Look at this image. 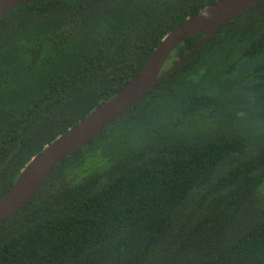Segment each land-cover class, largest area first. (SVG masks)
I'll list each match as a JSON object with an SVG mask.
<instances>
[{
	"label": "trees",
	"instance_id": "trees-1",
	"mask_svg": "<svg viewBox=\"0 0 264 264\" xmlns=\"http://www.w3.org/2000/svg\"><path fill=\"white\" fill-rule=\"evenodd\" d=\"M219 1L45 2L0 19V198ZM0 264H264V3L61 162L0 225Z\"/></svg>",
	"mask_w": 264,
	"mask_h": 264
},
{
	"label": "water",
	"instance_id": "water-1",
	"mask_svg": "<svg viewBox=\"0 0 264 264\" xmlns=\"http://www.w3.org/2000/svg\"><path fill=\"white\" fill-rule=\"evenodd\" d=\"M80 0H0V19L30 4ZM264 0H220L200 14L187 19L167 35L155 49L141 73L118 95L92 112L84 121L58 137L34 157L0 198V225L25 208L39 193L53 170L66 158L85 147L128 110L146 98L167 76L181 67L204 42ZM205 34L195 48L162 73L172 54L190 38Z\"/></svg>",
	"mask_w": 264,
	"mask_h": 264
}]
</instances>
